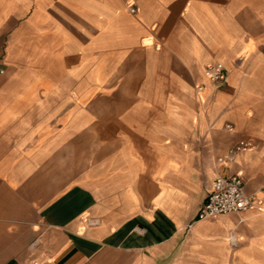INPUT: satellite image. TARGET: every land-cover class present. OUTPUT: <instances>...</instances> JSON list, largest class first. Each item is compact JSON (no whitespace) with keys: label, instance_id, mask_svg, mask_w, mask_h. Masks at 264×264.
I'll return each instance as SVG.
<instances>
[{"label":"crops","instance_id":"0c3cea01","mask_svg":"<svg viewBox=\"0 0 264 264\" xmlns=\"http://www.w3.org/2000/svg\"><path fill=\"white\" fill-rule=\"evenodd\" d=\"M0 50V264H264V0H0Z\"/></svg>","mask_w":264,"mask_h":264},{"label":"built area","instance_id":"2783aa9c","mask_svg":"<svg viewBox=\"0 0 264 264\" xmlns=\"http://www.w3.org/2000/svg\"><path fill=\"white\" fill-rule=\"evenodd\" d=\"M135 12L136 8H130ZM6 68L4 53L0 50V74H3ZM205 77L214 83H223L226 75V69L222 62H212L204 67ZM203 86H196L197 94H200ZM227 129H232L230 124H226ZM247 148L244 140H239L221 156L217 158V165L225 167L235 160L236 155ZM264 191V190H262ZM255 207L253 195L246 194L243 190L242 178L238 175L219 174L212 182V187L208 193L203 205L198 211L197 218H206L218 214L237 213L248 208ZM238 234L231 231L228 241L231 246L237 244ZM28 264H36L32 261Z\"/></svg>","mask_w":264,"mask_h":264}]
</instances>
